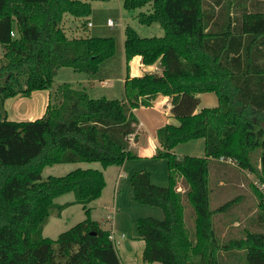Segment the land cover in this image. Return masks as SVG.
<instances>
[{
  "label": "trees",
  "instance_id": "16d2710c",
  "mask_svg": "<svg viewBox=\"0 0 264 264\" xmlns=\"http://www.w3.org/2000/svg\"><path fill=\"white\" fill-rule=\"evenodd\" d=\"M122 2L127 9L150 5L151 11L138 14L140 23L158 22L164 29L162 36H145L127 25L126 62L141 55L147 65L159 61L162 73L127 75L123 98L92 97L86 89L65 82L42 117L11 120L7 98L51 89L65 66L97 76L117 53L118 44L113 35L66 34L64 15L90 16L91 1L0 0L4 49L0 57V231L5 209L10 210L11 232L24 220V241L6 240L0 264H122L112 232L92 218L88 207L106 186L103 170L77 167L45 179L42 172L57 163L97 162L107 168L137 157L130 149V136L138 123L134 108L152 105L159 94L172 97L171 111L179 124L167 123L157 130L161 144L157 157L167 162L168 184L153 183L145 168L130 178L133 199L159 206L165 213L163 219H136L138 236L145 241L144 260L228 264L229 257L244 250L246 264H264V192L252 185L259 201L251 224L260 229L245 228L243 235L224 239L214 218L230 211L241 198L213 208L210 178L213 162L231 160L264 184V11L245 9L242 17H236L231 9L238 0ZM242 56L249 61L240 76L235 63ZM207 91L216 92L219 105L197 111L198 94ZM199 138L205 140L204 156L173 151L179 143ZM180 178L188 185L184 192L178 189ZM4 190L9 208L2 203ZM69 192L74 200L56 201ZM183 198L193 208L192 227L185 219ZM73 203L83 205L86 218L57 238L46 237L44 224L51 212Z\"/></svg>",
  "mask_w": 264,
  "mask_h": 264
},
{
  "label": "rangeland",
  "instance_id": "374dc122",
  "mask_svg": "<svg viewBox=\"0 0 264 264\" xmlns=\"http://www.w3.org/2000/svg\"><path fill=\"white\" fill-rule=\"evenodd\" d=\"M85 1V0H84ZM91 1L93 6V12L88 17H77L73 16L69 13L64 15L62 26L66 34L69 37H80V36H90V35H113L118 44L117 53L107 60L106 69L103 67L102 72H106L107 66H111L112 72L111 75L115 78L113 82V86L110 88L104 87L100 85V83H96V86H92V83L88 81V74L83 72H78L72 67H61L54 78L52 89L54 93L57 91V88L62 83H71L72 86L76 88H84L86 87L89 94L92 97H101L106 96L109 98H123L125 96L123 92V83L119 80L120 75L124 72L123 63H125V53H124V40H125V27L127 25H131L135 29H137L142 35L145 36H162L164 35V29L160 23L154 22L151 25H144L139 21V13L141 11H151L150 5H145L142 7H138L136 9H127L124 7L122 0H87ZM108 18H112L115 22V26H110L107 23ZM91 21L92 25H88L87 23ZM4 49L0 45V57L3 55ZM116 67L114 68L113 66ZM105 66V65H104ZM109 71V69H108ZM87 78V80H86ZM98 79V78H97ZM196 142H200L198 140H189L187 142L179 143L176 151L182 152L184 154L192 155L201 151V148L205 149V140L200 145ZM160 163L157 167V170L154 174L153 182L158 185L165 186L168 184V174L165 175L163 172L164 166L166 164V160L164 158L160 159ZM162 164V165H161ZM214 162L211 165L210 170V178H211V187L215 185V173L218 172V165L214 166ZM230 165V164H229ZM162 166V167H161ZM234 166L235 170H239L242 172V179L238 180L236 184L235 180L230 183L229 191L227 196L219 195V193L212 189L211 194V206L213 208L221 205L223 202L234 198L236 196H243L241 198L242 202H238L234 208L227 212L217 214L214 218L215 227L219 237L227 238L230 236H240L243 235V231L245 227H249L253 230H259L260 228L251 224L252 218L256 216L258 212V201L259 198L256 192L253 189L254 183L255 186L261 185L258 181L257 176L247 170L240 168L237 164H231ZM81 167V168H99L102 169V165L100 163L92 162H69V163H57L53 165H48L43 169L42 178L45 179L48 176H62L69 173L71 170ZM213 167V168H212ZM117 168L116 166L111 167L109 170H114ZM222 169V167H220ZM220 169V170H221ZM113 172V171H112ZM112 172H106V181L107 185L105 186L104 193L107 195L108 199H112L113 197V189H114V180L112 178ZM232 172V171H231ZM238 173L233 172L234 177L237 176ZM130 178L123 179L121 182V192L122 196L120 197V207H122L121 211H118L117 215H111V210L107 207H103V204L98 203V201H94L93 203H89L88 207L91 208L92 216L96 220H103L107 227H110L111 223L115 221L116 226H114V234L113 236L116 240H122L123 244L130 241L131 236H138L137 233V225L136 219L138 217H146L152 216L158 219L164 218V211L161 207L143 204L135 201L133 199V191L130 183ZM235 179V178H234ZM244 184L241 185L240 184ZM180 184V183H179ZM188 187L187 182L183 179L181 182V188L184 189ZM241 190H239V189ZM242 194V195H240ZM1 196L4 198L2 202L5 208H9L7 205L6 198V190L1 191ZM74 193L69 192L60 197L56 198L58 203H66L74 200ZM112 201V200H111ZM110 201V203H111ZM223 201V202H222ZM183 202L185 203V219L187 224L193 223V208L191 204L183 198ZM260 210V209H259ZM10 210H3V227L0 231V252H3L6 247V240L11 239V244H15V242H23L24 241V220L18 223L19 228L15 231L11 232V229L8 227V219ZM19 215H21L19 213ZM229 217V219H237L241 222V225L238 226L237 230L230 229V232H224L223 219ZM86 218V212L82 204L73 203L65 207L63 210L58 211L54 209L50 216L45 221L44 227V235L46 237L57 238L60 233L66 231L76 223L84 220ZM232 228H234L232 226ZM232 230V231H231ZM129 251V246L126 248ZM132 250V249H131ZM130 250V251H131ZM134 252V250H132ZM224 252H222L223 254ZM225 254L222 255L224 257ZM134 261L138 264L140 261L138 259H134ZM228 264H246V253L244 250H240L236 257H229Z\"/></svg>",
  "mask_w": 264,
  "mask_h": 264
},
{
  "label": "crops",
  "instance_id": "0c3cea01",
  "mask_svg": "<svg viewBox=\"0 0 264 264\" xmlns=\"http://www.w3.org/2000/svg\"><path fill=\"white\" fill-rule=\"evenodd\" d=\"M245 9L249 11H255V10L264 11V0H238L237 6L234 5L232 7L231 13L236 15V17L237 16L242 17L241 13ZM248 61L249 59H247L245 56H242L235 63V68L239 70L240 76L243 75L244 69L248 64ZM106 62L104 64L105 66H103L105 67V69H106ZM253 62L255 64V59L253 60ZM120 63H123L124 72L120 75L119 80L123 83L124 88H125V79L127 75L133 77L151 72L162 73V67L160 66L159 61H157L152 65H147L143 63V59L141 55L134 56L129 63H127L126 60L125 63L124 62H120ZM226 63L228 64L227 60ZM113 67L115 68L116 65ZM112 69L113 68H111V66H107L106 72L103 73L101 71V73L97 76H93V75L87 76L88 81L92 83V86H96L97 85L96 83H100V85L110 88L111 86H113V82L115 81V78H113V76L111 75ZM124 88H123V92L125 90ZM84 89L87 90L86 87H84ZM53 96H54V91L51 88V89L35 90L32 92L30 96L27 97L21 95L9 97L5 101V108L7 110L8 118L11 120H34L36 118H40L44 115L47 105L50 102V100L53 99ZM198 96L200 97V105L197 108V111L201 110L204 107H215L219 105V97L214 91L202 92L199 93ZM171 101H172L171 96L159 94L153 100L152 105L150 106L141 105L139 107L134 108V112L138 117V123L136 125L135 132L130 136V149L137 155V157L132 159H127L122 165H112L107 168L102 167V170L105 174V178H106V172L113 171L112 172V178L114 180L113 197L112 199H108L107 195L104 193L105 191L104 188L102 195L90 203H93L94 201L95 202L98 201V203L103 204L102 205L103 207H107L112 211L110 216H114V214L117 215L118 211L122 210V207H120L119 200L123 193L121 192V182L123 179L129 178L135 171L145 168L151 172V179L153 180L154 178L153 176L161 161L160 159H162L160 157H157L158 149L161 148V144L157 136V130L158 128H160L161 126L167 123L179 124L178 118L175 117V115L171 111V107H172ZM195 140L200 141V142H196L197 144L200 145L201 143H203L204 139L199 138ZM178 145L173 148V151L179 155H183L184 153L176 151ZM192 155L204 156L205 149L203 150L201 148V151L194 153ZM231 164H235V163H233V161L230 160H220L214 162L213 167L218 165L219 168H217L218 172L215 173V179H216L215 185L213 186V188L211 187L213 189V194L215 191L219 193V195L227 196L229 194L228 191H229L230 183L233 180H235L237 184L238 180L242 179L241 176L242 172H240L239 170H235L237 168L231 166ZM113 166H116L117 168H115L114 170H109ZM220 167H222V169ZM163 172L165 173V175L168 174L167 162L164 166ZM233 172L238 173L236 177H234ZM182 181L183 178H180L178 181V189L184 192L187 187L184 189L181 188ZM106 185H107V181H106ZM241 185L244 184L242 183L240 184V186ZM240 198L243 199V196H240ZM239 202H242V200L240 199ZM91 216H92V212H91ZM97 221L100 223L102 228L108 229L112 232L111 233L112 239L122 264H137L134 261V259H138L140 261V263L138 264H161L158 261L149 263L144 260L143 251L145 248V241L142 238H139V236L132 235L131 236L132 239L126 242V244H123L122 240L120 239L116 240V238L113 236L114 228H115L114 226H116L115 221L111 223L110 227H107L102 219ZM222 224L224 226L223 233H226V232H230V229L232 230L239 229L238 226L241 225V222L238 221L237 219L234 218L229 219V217H227L225 218V220L223 219ZM188 226L192 227L193 223H191V225L188 224ZM232 226L234 228H232ZM245 228H249V227L247 226ZM127 246H129V251L126 249ZM131 249L134 250V252Z\"/></svg>",
  "mask_w": 264,
  "mask_h": 264
},
{
  "label": "built area",
  "instance_id": "2783aa9c",
  "mask_svg": "<svg viewBox=\"0 0 264 264\" xmlns=\"http://www.w3.org/2000/svg\"><path fill=\"white\" fill-rule=\"evenodd\" d=\"M107 23H108V25H110V26H115V22H114V20H113L112 18H108ZM88 25H92V22L89 21V22H88ZM230 161H231V160H230ZM256 185H257V184H256ZM257 186L259 187V189H260L261 191L264 192V184L261 183V185L259 184V185H257ZM263 201H264V199H263ZM111 238H112V234H111ZM112 240H113V239H112Z\"/></svg>",
  "mask_w": 264,
  "mask_h": 264
}]
</instances>
